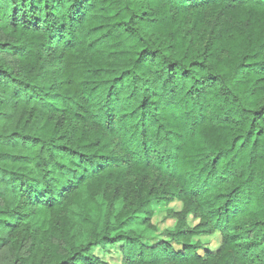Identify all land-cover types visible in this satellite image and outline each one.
Instances as JSON below:
<instances>
[{"label":"trees","instance_id":"obj_1","mask_svg":"<svg viewBox=\"0 0 264 264\" xmlns=\"http://www.w3.org/2000/svg\"><path fill=\"white\" fill-rule=\"evenodd\" d=\"M177 202L167 241L133 229ZM111 248L264 264V0H0V264Z\"/></svg>","mask_w":264,"mask_h":264},{"label":"rangeland","instance_id":"obj_2","mask_svg":"<svg viewBox=\"0 0 264 264\" xmlns=\"http://www.w3.org/2000/svg\"><path fill=\"white\" fill-rule=\"evenodd\" d=\"M170 211L181 212L182 205L180 203H173L168 206L156 207L154 215L150 220L142 224L141 220L133 221V229L139 234L143 235L145 240H148L150 244H155L160 241L168 240V233L174 232L178 227L177 219L170 216ZM106 207L103 209L102 219H105ZM190 228H194L198 225V221L192 217L187 221ZM86 237L80 235L77 238V244H84ZM223 237L216 233L213 235H202L198 238H194L192 243L199 244L201 246L200 253L210 251L216 253L223 245ZM178 248V247H176ZM96 254L101 257L107 264H121V254L118 248H111L108 253L104 254L100 250L96 251Z\"/></svg>","mask_w":264,"mask_h":264}]
</instances>
